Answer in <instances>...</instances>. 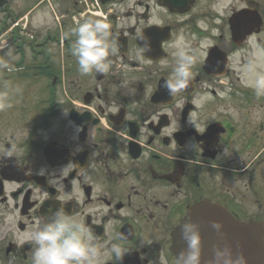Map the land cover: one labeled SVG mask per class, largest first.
Wrapping results in <instances>:
<instances>
[{
  "label": "flooded vegetation",
  "instance_id": "1",
  "mask_svg": "<svg viewBox=\"0 0 264 264\" xmlns=\"http://www.w3.org/2000/svg\"><path fill=\"white\" fill-rule=\"evenodd\" d=\"M8 5L0 36L8 28L9 60L22 70L0 77V264H32L26 237L58 208L92 230L102 253L112 243L130 250L102 264L161 256L175 264L172 231L204 201L259 223L264 237V26L251 34L258 1ZM86 19L110 25L118 53L107 73L81 74L72 55ZM140 34L150 51H139ZM178 48L193 57V75L173 99L163 83ZM69 162L58 191L55 172Z\"/></svg>",
  "mask_w": 264,
  "mask_h": 264
},
{
  "label": "clouds",
  "instance_id": "2",
  "mask_svg": "<svg viewBox=\"0 0 264 264\" xmlns=\"http://www.w3.org/2000/svg\"><path fill=\"white\" fill-rule=\"evenodd\" d=\"M74 35L76 40L72 55L77 59L81 74L87 75L93 71L107 73L111 64L109 56L118 53L110 25L103 19H86L74 29ZM138 38L143 41L139 51H150L147 38L142 34ZM9 55L11 56V50ZM174 59L172 73L163 83V88L173 99L187 88L193 75L191 68L194 64L193 57L184 48L177 49ZM4 66L7 67V64ZM188 124L197 127L194 120L190 119ZM70 163L55 172L52 186L58 191L63 189V179L69 175ZM38 174L48 175L45 170ZM36 192L40 193V189L37 188ZM209 224L215 230L217 242L212 245L211 255L205 261L202 224L190 218L183 223L178 222L180 238L186 247L177 255L175 264H248V258L240 250L241 245L237 243L234 248L228 240L224 224L217 220H212ZM26 239L35 245L32 264H102L103 256L114 257L117 262H122L130 251L121 243H112L107 251L102 253L92 230L79 219L67 214L63 208L54 210L46 223L41 225L37 222L36 229ZM160 264H168L167 258L161 256Z\"/></svg>",
  "mask_w": 264,
  "mask_h": 264
},
{
  "label": "water",
  "instance_id": "3",
  "mask_svg": "<svg viewBox=\"0 0 264 264\" xmlns=\"http://www.w3.org/2000/svg\"><path fill=\"white\" fill-rule=\"evenodd\" d=\"M260 24L261 18L259 14L256 10L251 9V30L258 29ZM200 214H202L201 220L199 219L201 217ZM189 218L193 221H199L202 224L201 235L203 238V255L205 261L211 255L212 245L217 242L215 230L210 227L209 222L217 220L224 224L227 238L233 244L234 248L237 243L241 245L240 250L248 258V264H263L264 247L262 231L256 224L233 220L226 211L205 203L192 206L180 223H183ZM173 246L177 255L186 247V244L180 238V228L178 225L173 232Z\"/></svg>",
  "mask_w": 264,
  "mask_h": 264
},
{
  "label": "rangeland",
  "instance_id": "4",
  "mask_svg": "<svg viewBox=\"0 0 264 264\" xmlns=\"http://www.w3.org/2000/svg\"><path fill=\"white\" fill-rule=\"evenodd\" d=\"M255 1L259 2V4L261 5L260 9L263 10V8H264V0H255ZM263 17H264V15H263ZM1 39H2L3 43H7L9 41L6 34H3L1 36ZM254 41H255V39L253 37H251V42H254ZM9 43L10 42H8V46L7 47H5L3 50H0V54L1 53H6L7 54L9 52V50H10L9 49ZM5 64H7V67L4 66ZM14 66L15 65L12 63V61L4 60V61L0 62V77H4V76L7 77L9 75H14L15 72L9 71L11 68H14ZM16 73H18V72H16ZM16 80H18V79L14 78V81H16ZM15 90H26V88L17 85L15 87Z\"/></svg>",
  "mask_w": 264,
  "mask_h": 264
}]
</instances>
